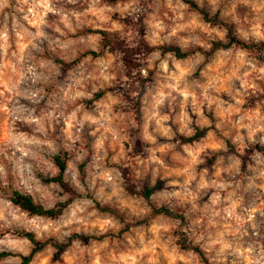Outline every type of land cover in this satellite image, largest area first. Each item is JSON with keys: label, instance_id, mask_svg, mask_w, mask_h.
Returning a JSON list of instances; mask_svg holds the SVG:
<instances>
[{"label": "clouds", "instance_id": "1", "mask_svg": "<svg viewBox=\"0 0 264 264\" xmlns=\"http://www.w3.org/2000/svg\"><path fill=\"white\" fill-rule=\"evenodd\" d=\"M0 264H264V0H0Z\"/></svg>", "mask_w": 264, "mask_h": 264}]
</instances>
